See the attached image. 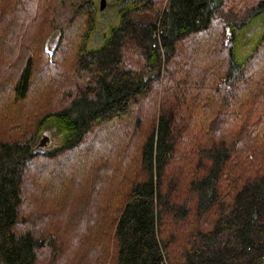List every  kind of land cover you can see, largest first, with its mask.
<instances>
[{"label": "trees", "instance_id": "obj_1", "mask_svg": "<svg viewBox=\"0 0 264 264\" xmlns=\"http://www.w3.org/2000/svg\"><path fill=\"white\" fill-rule=\"evenodd\" d=\"M112 2L0 0V264H264V0Z\"/></svg>", "mask_w": 264, "mask_h": 264}, {"label": "rangeland", "instance_id": "obj_2", "mask_svg": "<svg viewBox=\"0 0 264 264\" xmlns=\"http://www.w3.org/2000/svg\"><path fill=\"white\" fill-rule=\"evenodd\" d=\"M99 1H101V0H99ZM111 1L112 0H106V6L104 7V9H101L99 11V18L100 17H104L105 20H106L111 15L112 16H111L110 20L114 18V15L115 14L114 13H111V11L108 10V4H110V5L113 4V2L111 3ZM109 7H111V6H109ZM103 11H104V15L103 16H100L101 12L103 13ZM101 31H102V27L100 26L97 35L94 37V43H96L100 39V37H101ZM56 39H57V34L54 32L48 38L47 43H46V47L48 49L51 48V47H53V45L55 44ZM55 139H56V137L54 136V134L52 132V128L51 127H48L47 128V131L44 132V135L41 137V139L39 140V143L38 144L39 145L42 144L41 146H43V147H51V146L54 145ZM38 144H37V146H38Z\"/></svg>", "mask_w": 264, "mask_h": 264}, {"label": "water", "instance_id": "obj_3", "mask_svg": "<svg viewBox=\"0 0 264 264\" xmlns=\"http://www.w3.org/2000/svg\"><path fill=\"white\" fill-rule=\"evenodd\" d=\"M105 6H106V0H101L100 1V8L104 9Z\"/></svg>", "mask_w": 264, "mask_h": 264}]
</instances>
